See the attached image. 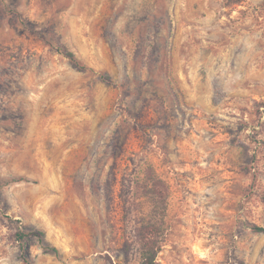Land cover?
<instances>
[{"label":"rangeland","instance_id":"1","mask_svg":"<svg viewBox=\"0 0 264 264\" xmlns=\"http://www.w3.org/2000/svg\"><path fill=\"white\" fill-rule=\"evenodd\" d=\"M150 222L264 264V0H0V264H142Z\"/></svg>","mask_w":264,"mask_h":264},{"label":"trees","instance_id":"2","mask_svg":"<svg viewBox=\"0 0 264 264\" xmlns=\"http://www.w3.org/2000/svg\"><path fill=\"white\" fill-rule=\"evenodd\" d=\"M65 53L76 65L75 54L73 52H70L69 50H66ZM143 188L145 194L152 200V202L154 198L158 204H165L167 198V189L165 183L155 176V174L153 173V168L147 169ZM255 230L259 232H264V228L260 227H255ZM136 234L137 239L141 245L142 264H156V258L159 253V249L156 247V226L153 225V222H150L146 225H142L140 228H138ZM28 236H33L37 238L45 252L55 254L59 253V250L47 241L46 233L43 230L35 229L29 234H17V237L21 242H24ZM23 259L27 264H29L27 262V258L24 257Z\"/></svg>","mask_w":264,"mask_h":264}]
</instances>
